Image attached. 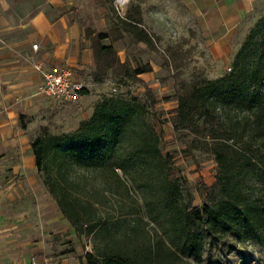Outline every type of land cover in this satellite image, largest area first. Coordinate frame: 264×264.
Here are the masks:
<instances>
[{"label": "rangeland", "instance_id": "obj_1", "mask_svg": "<svg viewBox=\"0 0 264 264\" xmlns=\"http://www.w3.org/2000/svg\"><path fill=\"white\" fill-rule=\"evenodd\" d=\"M42 1L31 0L33 5ZM146 1L131 0L121 16L112 0H75L73 19L79 25L81 39H85L80 50L82 53L88 46L92 52L90 62L75 72L91 95L86 100L65 101L37 94L21 114V128L32 142L45 134H71L92 116L95 104L104 96L134 99L144 107L145 121L159 135L163 154L170 157L165 172L179 183L180 203L194 211L209 199L217 162L201 134L197 136L192 128L176 127L178 98L203 79H217L231 72L237 59L246 66H264V1L228 35L226 47L218 49L210 47L200 33L164 36L150 30L146 23L142 25L153 45L137 40L127 29L125 18H142L141 3ZM98 33L106 35L99 43L112 47L111 58L125 64L115 63L105 69L104 60H95L92 41ZM147 65L151 67L149 71L132 73V69ZM78 174L75 168L72 176L76 180ZM39 175L43 181L41 172ZM119 175L121 180L105 170L87 173L86 178L78 180L77 192L97 205L103 219L92 231L86 226L80 231L73 227V236H63L57 228L50 227L48 230L54 231L49 236L53 251H82L86 258L88 252L100 253L119 244L129 251H176L191 264H264V230L244 238L230 231L213 239L199 228L202 251L187 256L186 234L177 233L171 225L158 184L150 186L146 175L136 177V182L121 170ZM255 193L264 203V187L255 189Z\"/></svg>", "mask_w": 264, "mask_h": 264}, {"label": "trees", "instance_id": "obj_2", "mask_svg": "<svg viewBox=\"0 0 264 264\" xmlns=\"http://www.w3.org/2000/svg\"><path fill=\"white\" fill-rule=\"evenodd\" d=\"M125 21L137 40L153 45L141 17H126ZM105 36L98 33L92 41L95 60H104L105 69L115 63L125 64L111 58L112 47L99 43ZM150 69L147 65L132 69V73ZM144 115V107L134 99L104 96L95 104L92 116L82 121L75 132L62 136L45 134L33 140L32 150L43 183L75 230L86 226L92 231L103 219L97 205L76 189L78 180L86 178L87 173L105 170L118 180L121 170L135 182L136 177L146 175L150 186L158 184L171 225L177 233L186 234L187 256L202 251L199 228L213 239L230 231L244 238L264 230V203L255 193V189L264 187L261 63L252 67L237 59L231 72L217 79H203L178 98L176 127L192 128L197 136L201 134L217 162L216 180L201 209L190 211L180 203L179 183L165 172L170 157L163 154L160 137ZM75 168L79 170L78 180L72 176ZM86 259L88 264H191L176 251H129L119 244L100 253L88 252Z\"/></svg>", "mask_w": 264, "mask_h": 264}, {"label": "crops", "instance_id": "obj_3", "mask_svg": "<svg viewBox=\"0 0 264 264\" xmlns=\"http://www.w3.org/2000/svg\"><path fill=\"white\" fill-rule=\"evenodd\" d=\"M263 1L147 0L141 3L142 22L160 35L197 32L210 47L225 48L228 35ZM74 3L0 0V264H31L33 255L50 264H87L82 251L52 250L50 227L63 236L75 231L48 193L32 140L21 128V114L43 79L35 65L47 70L68 64L74 80L85 83L75 70L90 62L92 52L87 46L81 53L85 39L73 19ZM86 91L85 100L91 95Z\"/></svg>", "mask_w": 264, "mask_h": 264}, {"label": "built area", "instance_id": "obj_4", "mask_svg": "<svg viewBox=\"0 0 264 264\" xmlns=\"http://www.w3.org/2000/svg\"><path fill=\"white\" fill-rule=\"evenodd\" d=\"M130 1L112 0V4L115 10L121 16H124L126 7ZM37 46V44H33L34 49H37ZM35 68L43 75L42 82L38 87V94L65 101H76L84 95L83 91L87 88L85 83L74 80L72 67L68 64L55 66L47 70L41 64H37ZM31 264L50 263L47 257L41 260L36 255H33L31 257Z\"/></svg>", "mask_w": 264, "mask_h": 264}]
</instances>
